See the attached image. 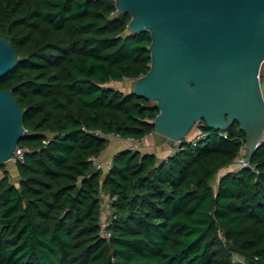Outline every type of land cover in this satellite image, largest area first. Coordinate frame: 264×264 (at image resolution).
Here are the masks:
<instances>
[{
	"label": "trees",
	"instance_id": "trees-1",
	"mask_svg": "<svg viewBox=\"0 0 264 264\" xmlns=\"http://www.w3.org/2000/svg\"><path fill=\"white\" fill-rule=\"evenodd\" d=\"M116 0H0V36L18 54L0 77L24 111L25 162L0 169V264H264V139L251 166L219 171L247 134L202 125L173 155L125 149L106 173L89 162L110 144L141 141L158 107L113 84L151 68V32H132ZM216 183V185H215ZM116 195L110 242L99 192Z\"/></svg>",
	"mask_w": 264,
	"mask_h": 264
},
{
	"label": "water",
	"instance_id": "water-1",
	"mask_svg": "<svg viewBox=\"0 0 264 264\" xmlns=\"http://www.w3.org/2000/svg\"><path fill=\"white\" fill-rule=\"evenodd\" d=\"M116 6L132 16V32H151V68L132 91L158 107L157 134L177 142L199 121L216 129L237 121L251 162L264 130V0H116ZM17 62L13 44L0 36V77ZM23 115L13 91L0 89V166L26 133Z\"/></svg>",
	"mask_w": 264,
	"mask_h": 264
},
{
	"label": "built area",
	"instance_id": "built-area-1",
	"mask_svg": "<svg viewBox=\"0 0 264 264\" xmlns=\"http://www.w3.org/2000/svg\"><path fill=\"white\" fill-rule=\"evenodd\" d=\"M121 82L122 81H115L114 83L120 84ZM202 125H206V123L204 121H199L194 125L193 129L196 130V133L191 137L187 136L183 140H180L177 142L168 139L175 144L173 151H171V153L168 156H171L176 151H178L179 147L181 146L183 142H191L193 143V145H196L197 141L204 137V133L201 130ZM95 133L97 135H100V136H103L109 139L110 144H113L115 142H120V141H126L129 143L128 149L130 150H141L140 147H141L142 140L146 141L149 137L158 135L155 129L150 134L146 135L141 141H139L133 138H127V139L123 138L120 133H103L100 130L95 131ZM88 160L92 164V166L95 167L97 170H100L103 173H106L111 167L113 158L106 160L102 157V155L100 156L92 155L91 157H89ZM245 160L246 159H242L238 162V164H240L241 166L237 170H240L244 167H250L253 171H255V169L251 166V162H245ZM8 162L14 165L24 163L25 162L24 148L18 145ZM218 180H219V176L217 178L216 183L219 182ZM116 200H117L116 195H111L105 192L103 189L100 190L99 192V234L107 242H110L113 238L112 230L110 229V227L113 221L117 218V214L115 213L112 207L113 203Z\"/></svg>",
	"mask_w": 264,
	"mask_h": 264
},
{
	"label": "crops",
	"instance_id": "crops-1",
	"mask_svg": "<svg viewBox=\"0 0 264 264\" xmlns=\"http://www.w3.org/2000/svg\"><path fill=\"white\" fill-rule=\"evenodd\" d=\"M131 81L132 80H130V79L125 80V82H129V83H131ZM261 85H262V92L264 95V79H263ZM262 139H264V130H263L261 140ZM115 145H116V147L118 146V150L116 152H114V154H112V156L109 159L113 158L118 152L125 150V149H128V147H129V143L126 141H120V142L113 143V146H115ZM142 146H143V149L145 150L143 152H152L155 154L161 153L162 155H165V157H167L168 154L171 153V151H173L175 144L172 141H170V140H168V139H166L160 135H155V136L149 137L146 141L142 140L141 141V147ZM244 147L246 149V152L249 154V147H247L246 145ZM147 148L150 149L151 151H147L146 150ZM141 151H142V149H141ZM243 151H244V149H243ZM247 157H248V155H247ZM109 159H106V160H109ZM9 173L13 178H16V179L19 178V173H18L17 167L12 169L11 171L9 170Z\"/></svg>",
	"mask_w": 264,
	"mask_h": 264
},
{
	"label": "rangeland",
	"instance_id": "rangeland-1",
	"mask_svg": "<svg viewBox=\"0 0 264 264\" xmlns=\"http://www.w3.org/2000/svg\"><path fill=\"white\" fill-rule=\"evenodd\" d=\"M263 71H264V68H263ZM134 83H135V80H132L131 83L123 81V82H121L120 84H118V83H114L113 85H114L115 87H117L119 90H121V91H125V92L127 93V92H130V91L133 90ZM153 103H154V102H153ZM154 104H155V103H154ZM195 133H196V130L193 129L192 132L189 134V136L191 137V136H193ZM189 136H188V137H189ZM140 149H142V151H145V150L143 149V146L140 147ZM117 150H118V146L116 147V145L113 146V144H109V146L107 147V149L102 153V157L105 158V159H109V158L112 156V154H114V152H116ZM146 150H147V151H151V150L148 149V148H147ZM169 154H170V153H169ZM169 154H168V155H169ZM247 155H248V153L246 152V149H245V147H244V151H242V153L240 154V156L238 157V159H237L236 161H240V160H242V159H246V158H247ZM167 157H168V156H167ZM167 157H165V155H162L161 158H167ZM6 166H7V168L9 167L8 170H10V171L16 167V165H14V164H12V163H10V162L6 163ZM240 166H241V165L238 164V163H237V164H233V165H231V166H229V167L223 169L222 171H220V172L217 174V176H221V175L223 174V172H227V171H236ZM2 174H3V170L0 169V175H2ZM13 179H14L15 182L17 181L16 178H13ZM215 185H216V183H215Z\"/></svg>",
	"mask_w": 264,
	"mask_h": 264
}]
</instances>
